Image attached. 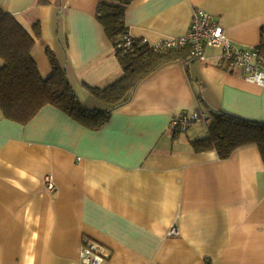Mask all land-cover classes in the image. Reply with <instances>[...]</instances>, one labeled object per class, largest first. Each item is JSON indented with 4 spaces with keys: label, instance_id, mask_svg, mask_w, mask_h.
<instances>
[{
    "label": "crops",
    "instance_id": "crops-1",
    "mask_svg": "<svg viewBox=\"0 0 264 264\" xmlns=\"http://www.w3.org/2000/svg\"><path fill=\"white\" fill-rule=\"evenodd\" d=\"M98 2L0 0V8L35 38L31 55L42 77L52 71L49 48L85 107L106 110L83 87L123 74L96 18ZM195 8L237 45L264 44V0H133L125 24L152 44L184 35ZM219 52L206 47V61L191 63L185 51L174 53L99 129L52 105L25 123L0 109V264H80L85 236L110 249L104 264H264L257 146L227 158L197 153L191 142L207 135L205 121L182 132L170 123L209 109L264 122V85L219 65Z\"/></svg>",
    "mask_w": 264,
    "mask_h": 264
},
{
    "label": "trees",
    "instance_id": "trees-1",
    "mask_svg": "<svg viewBox=\"0 0 264 264\" xmlns=\"http://www.w3.org/2000/svg\"><path fill=\"white\" fill-rule=\"evenodd\" d=\"M132 1L99 0L96 7V18L123 70L118 79L106 86L83 85L91 97L107 104L106 110L85 107L65 69L49 48H46V53L52 71L48 77H42L31 55L35 38L10 13L0 8V109L3 115L25 123L43 106L52 105L82 126L99 129L117 107L129 100L136 86L157 66L169 60L174 53L183 54L185 51L184 60L188 54L186 46L155 51L148 44H143L140 38L134 37L129 47L119 46L125 43L129 35L125 12ZM33 30L34 36L39 37V23L34 24ZM261 48L264 51V44H261ZM205 117L207 135L191 142L195 152L215 151L220 158H227L236 148L255 144L264 163V122L215 109H209Z\"/></svg>",
    "mask_w": 264,
    "mask_h": 264
},
{
    "label": "built area",
    "instance_id": "built-area-1",
    "mask_svg": "<svg viewBox=\"0 0 264 264\" xmlns=\"http://www.w3.org/2000/svg\"><path fill=\"white\" fill-rule=\"evenodd\" d=\"M133 37L128 35L125 43L119 45L127 48L131 45ZM143 44H148L153 50L188 48L184 62L206 61L205 48L219 49L218 64L228 70L237 72L252 83L264 85V51L260 45L252 47L239 46L231 41L225 30L219 25L215 17L208 12L195 8L192 12L187 32L176 38L161 39L149 44L146 38H140ZM205 121L204 114L179 113L172 117L170 123L174 130L185 131L197 121ZM45 187L53 191L55 186L50 175L44 178ZM177 234L176 229L170 230ZM111 257V251L102 243L87 236L82 238L79 260L80 264H104Z\"/></svg>",
    "mask_w": 264,
    "mask_h": 264
},
{
    "label": "rangeland",
    "instance_id": "rangeland-1",
    "mask_svg": "<svg viewBox=\"0 0 264 264\" xmlns=\"http://www.w3.org/2000/svg\"><path fill=\"white\" fill-rule=\"evenodd\" d=\"M198 124L202 125L201 123H198Z\"/></svg>",
    "mask_w": 264,
    "mask_h": 264
},
{
    "label": "bare ground",
    "instance_id": "bare-ground-1",
    "mask_svg": "<svg viewBox=\"0 0 264 264\" xmlns=\"http://www.w3.org/2000/svg\"><path fill=\"white\" fill-rule=\"evenodd\" d=\"M79 262H80V260H79Z\"/></svg>",
    "mask_w": 264,
    "mask_h": 264
}]
</instances>
